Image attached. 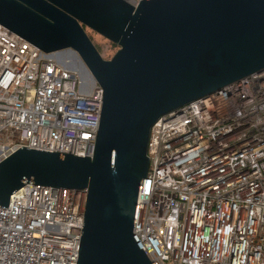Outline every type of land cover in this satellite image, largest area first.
I'll use <instances>...</instances> for the list:
<instances>
[{"label":"built area","instance_id":"2783aa9c","mask_svg":"<svg viewBox=\"0 0 264 264\" xmlns=\"http://www.w3.org/2000/svg\"><path fill=\"white\" fill-rule=\"evenodd\" d=\"M138 5L141 0H128ZM0 24V163L92 155L103 89ZM134 238L153 264H264V71L152 127ZM87 189L26 183L0 206V264H77Z\"/></svg>","mask_w":264,"mask_h":264},{"label":"water","instance_id":"95a60500","mask_svg":"<svg viewBox=\"0 0 264 264\" xmlns=\"http://www.w3.org/2000/svg\"><path fill=\"white\" fill-rule=\"evenodd\" d=\"M0 24L73 52L103 89L92 155L21 147L0 163V206L26 183L87 189L77 264H153L134 238L153 125L264 71V0H0ZM119 48L102 56L87 32Z\"/></svg>","mask_w":264,"mask_h":264},{"label":"rangeland","instance_id":"374dc122","mask_svg":"<svg viewBox=\"0 0 264 264\" xmlns=\"http://www.w3.org/2000/svg\"><path fill=\"white\" fill-rule=\"evenodd\" d=\"M87 32L91 36L93 42L95 43V45L97 46V48L99 49L100 53L104 58L110 59L117 52L119 48L117 45L113 44L111 41L107 40L106 38H104L103 36L94 32L91 29L87 28ZM56 57L59 62L66 64L68 68L75 71L79 75L82 81V86L88 85L87 87L84 88H88L90 86L89 81L86 79V77H84L82 64L79 61L78 57L73 52L65 51L56 54Z\"/></svg>","mask_w":264,"mask_h":264},{"label":"bare ground","instance_id":"6f19581e","mask_svg":"<svg viewBox=\"0 0 264 264\" xmlns=\"http://www.w3.org/2000/svg\"><path fill=\"white\" fill-rule=\"evenodd\" d=\"M83 72H84V77H86V75H85V71H84V69H83ZM83 78V77H82ZM86 79L89 81V79L86 77ZM82 82V81H81ZM89 83H90V86H92L91 85V82L89 81ZM88 83V84H89ZM83 84H84V82H83ZM88 85H83L82 87H83V90H85V91H89L90 89H91V87L89 86L88 88H84V87H87Z\"/></svg>","mask_w":264,"mask_h":264},{"label":"trees","instance_id":"16d2710c","mask_svg":"<svg viewBox=\"0 0 264 264\" xmlns=\"http://www.w3.org/2000/svg\"><path fill=\"white\" fill-rule=\"evenodd\" d=\"M113 43V42H112ZM114 44V43H113ZM116 45V44H115Z\"/></svg>","mask_w":264,"mask_h":264}]
</instances>
